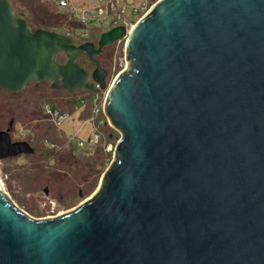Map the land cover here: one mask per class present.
<instances>
[{"label":"water","instance_id":"1","mask_svg":"<svg viewBox=\"0 0 264 264\" xmlns=\"http://www.w3.org/2000/svg\"><path fill=\"white\" fill-rule=\"evenodd\" d=\"M124 37L105 102L121 136L99 190L36 218L0 180V264H264V0H157L129 33L84 42L0 0V88L99 92L98 56ZM34 151L0 131V160Z\"/></svg>","mask_w":264,"mask_h":264},{"label":"trees","instance_id":"2","mask_svg":"<svg viewBox=\"0 0 264 264\" xmlns=\"http://www.w3.org/2000/svg\"><path fill=\"white\" fill-rule=\"evenodd\" d=\"M10 1L16 15L25 18L33 30L44 28L62 32L65 26L69 24L67 14L53 10L41 0ZM58 60L64 62L66 58L60 53ZM81 60L86 61L84 63L80 62ZM79 63L84 67L90 62L85 57L81 58ZM45 84L50 83L31 82L20 93H13L0 88V131L10 130L13 140H26L35 149L32 154L25 155L27 163L20 165L23 171L21 180L24 178L22 181L23 190L27 192L42 188L48 189L49 192L53 190L59 193L57 197L60 196L59 199H61L64 198L62 194L60 195V192L63 193L61 186L65 184L71 193L77 188L80 190L81 196L87 197L91 186L97 184L101 174L105 172L112 160L113 154L106 150V145L109 142L117 143L120 133L110 125H106L98 144L91 145L92 147L88 146L78 150V152H75L77 147L74 144L70 148H65L66 140L62 141L63 138L56 135V127L47 120L48 116L44 108L46 98L41 91ZM30 87L32 91L28 93ZM60 89L65 90L63 87ZM65 91L69 93L67 90ZM58 107L60 108L59 105ZM89 114L90 110L84 116L87 118ZM18 124L24 125L28 129L31 128L32 135L22 137L17 131ZM45 139L59 143L61 148L48 149L44 145ZM88 139L86 138V140ZM17 158L18 156L9 157L6 160ZM81 171L82 173L79 174Z\"/></svg>","mask_w":264,"mask_h":264},{"label":"rangeland","instance_id":"3","mask_svg":"<svg viewBox=\"0 0 264 264\" xmlns=\"http://www.w3.org/2000/svg\"><path fill=\"white\" fill-rule=\"evenodd\" d=\"M46 5H48L50 8H52L55 11H59L52 4H46ZM59 12L64 13L65 11H59ZM141 15L142 14L134 17V20L139 19L144 14L142 16ZM68 23L69 24L65 26L62 32H65L66 29L68 28L72 29V27H74L75 25L73 23V20L71 19H69ZM112 27L113 25L110 24L95 26L92 28L93 34L91 35L90 38H77L76 36L73 37H76V39L78 40L91 39L94 41H98L102 33L108 31ZM125 45H126L125 40L117 41L114 43V45L105 48L103 54L99 56L102 65L108 70V76L106 77V88L103 89L104 92H106L109 89L115 77L126 66ZM85 61L86 60H82V62L84 63ZM31 87L29 88L28 93H31L32 91ZM41 91L44 97L46 98L44 108L47 105V103H51L56 105L57 107L59 105L60 108H62L63 110H65L70 114L68 119L65 120L61 126L57 127L54 125L56 127L55 129L56 135L58 137L59 136L62 137L63 138L62 141L66 140V142L69 140L70 137L74 138L75 134L83 138H88L90 133L89 131L90 125L88 123H85L86 116L84 115L91 109V100L89 97V94L91 92L77 89L74 93L71 94V93H67L65 90H61V89L55 90L54 88H51L50 84H45V86L41 88ZM82 98L86 99L85 103L81 102ZM47 120L49 121V118ZM105 128L106 126H103L101 128L103 133ZM22 130L25 131L27 134L25 137H28L33 133L31 128L28 129L26 126L18 124L17 131L19 132V134ZM46 141H50V140L45 139L44 145L48 149H54L48 147ZM51 142L55 143L58 146L56 148H61L59 143L54 141ZM109 143H113V142H109ZM65 145H64L65 148H70V146L67 147ZM89 147L92 146L89 145ZM75 152H78V149H76ZM112 154H114V152H112ZM113 156L114 155H112V159ZM26 163H27V159L24 154L18 156L17 159L0 160V180L4 183L5 190L10 195L12 200L21 209H23L31 216L36 218L57 216L58 214H61L63 212L73 210L83 201H85L88 198H91L99 190L102 184V176L104 172L101 174L97 184L94 185L95 187L93 185L91 186V190L89 193H87V197L81 196L79 192L80 190H78L77 188L74 189V191L71 193L70 190L67 189V185L65 184L61 186L63 193L60 192V195L62 194V196L64 197L61 199H59L60 196L57 197L59 193L54 192L53 190L49 192L48 189L42 188L40 190L27 192L26 190L22 189V185H23L22 181H24V178L23 180H21V173L23 171L21 170V166H20L21 164L24 165ZM81 173L82 171L79 174Z\"/></svg>","mask_w":264,"mask_h":264},{"label":"built area","instance_id":"4","mask_svg":"<svg viewBox=\"0 0 264 264\" xmlns=\"http://www.w3.org/2000/svg\"><path fill=\"white\" fill-rule=\"evenodd\" d=\"M43 3L52 4L57 10L65 11L68 18L73 20L75 24L72 29H66L65 33L68 36H76L77 38H90L93 34L92 28L99 25L110 24L112 28L117 26H124L127 33L135 26L137 21L147 14L154 6L153 0H41ZM144 14L137 20L134 17ZM111 28V29H112ZM110 30V29H109ZM106 32V31H105ZM73 37L77 42L94 41L91 39L78 40ZM127 41V37L119 40ZM96 86L100 88V85L96 83ZM107 92H104L100 88L99 92H91L89 94L91 100V109L89 116L85 119V123L90 125V133L88 140L86 138L74 135V138H69L66 142L67 147L74 144L78 150H82L89 145H96L100 142L103 132L101 128L111 124L105 111V102ZM82 103L86 102L85 98L81 99ZM45 113L47 114L49 121L55 126L59 127L62 123L68 119L70 114L66 111H62L54 104L47 103L45 106ZM114 128V127H113ZM20 135L25 137L27 134L25 131H21ZM118 142V141H117ZM48 147H58L51 141H46ZM116 144L108 143L106 145L107 151L115 152ZM114 155V154H113Z\"/></svg>","mask_w":264,"mask_h":264},{"label":"flooded vegetation","instance_id":"5","mask_svg":"<svg viewBox=\"0 0 264 264\" xmlns=\"http://www.w3.org/2000/svg\"><path fill=\"white\" fill-rule=\"evenodd\" d=\"M103 54V53H102ZM101 55V54H100ZM85 57H87L85 54H83L81 57H80V59L81 58H85ZM98 58H99V56H98ZM79 59V60H80ZM87 59H88V61L90 62L89 64H87V65H85L84 67L86 68V69H88V70H90V71H94V69H95V64H94V62H92L88 57H87ZM80 62H82V60L80 61ZM50 83V82H49ZM51 85V84H50Z\"/></svg>","mask_w":264,"mask_h":264}]
</instances>
